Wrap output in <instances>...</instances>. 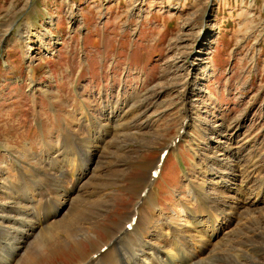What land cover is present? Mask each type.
I'll return each instance as SVG.
<instances>
[{"label": "rangeland", "instance_id": "obj_1", "mask_svg": "<svg viewBox=\"0 0 264 264\" xmlns=\"http://www.w3.org/2000/svg\"><path fill=\"white\" fill-rule=\"evenodd\" d=\"M112 107L113 134L106 131L112 124L105 112ZM186 119V133L173 146ZM125 124L131 133L122 131ZM69 132L90 137L94 153L81 189L64 194L70 200L90 196L77 213L93 217L85 219L84 233L61 232L32 247L19 264L92 258L135 210L166 149L149 190L157 205L142 233L147 241L163 216L182 221V210L194 205L191 187L208 186L209 176L200 174L206 156L227 163L239 155L261 171L252 174L256 182L264 179V0H0L1 226L17 227L22 220L9 207L6 177L15 183L13 198L27 183L20 176L44 179L38 158ZM99 135L112 147L107 158L95 147ZM76 136L68 139L74 138L71 149L81 156L86 148ZM64 176L61 193L70 182ZM43 202L38 211L28 206L29 214L43 217L52 206ZM116 240L114 256L125 263L128 239ZM4 242L9 239L0 229V246Z\"/></svg>", "mask_w": 264, "mask_h": 264}, {"label": "bare ground", "instance_id": "obj_2", "mask_svg": "<svg viewBox=\"0 0 264 264\" xmlns=\"http://www.w3.org/2000/svg\"><path fill=\"white\" fill-rule=\"evenodd\" d=\"M159 92L160 90H154L152 96L159 95ZM113 108L115 107L105 111L107 124L110 123L112 126L107 128L103 125L100 126L101 130L106 128L107 133L112 134L115 129L114 122H117L115 120L117 115L112 114ZM136 117L138 119L140 115H136ZM184 122L185 124L183 123L179 134L174 137L172 143L177 142L180 136L185 135L186 125L189 121L186 119ZM126 130L131 131L130 127L125 124L122 131L125 132ZM118 133L119 130L116 129V134L118 135ZM74 134L69 132L64 143L62 142L53 152L46 149L48 151L38 158L45 167L40 168L39 172L48 181L42 178L35 180L33 178L36 175L25 176L23 174L24 176H20V178H24V181L27 182L25 187L23 186V193L18 191L20 193L18 197L13 198L10 191L15 188V183L10 179L11 177H6L3 185L5 195L13 203L9 207L16 211L19 215L18 219L22 218V220L15 223L17 227L1 226L0 223L1 233L9 239L8 243L4 242L0 246L2 252L0 264H19L22 259L29 255L32 247H39L41 244L46 245L54 241L61 232H85V219L88 221L87 218H92L94 212L89 211V214H86L87 218H84L85 214L77 213V205L85 202L90 196L84 192L87 195V198H84V196L75 193L76 196L70 200L64 193L67 190L71 195H74V190L81 189L80 179L90 173V162L94 152L89 144L90 137H77ZM217 134L218 136L221 135L219 132ZM72 135L78 138V144L86 148V152L81 156L71 149L70 141L74 138L71 140L68 138H71ZM95 139L98 144L95 147L97 151H100L98 154L100 158H107L109 154L112 155L113 152L110 151L112 147L108 146L109 143L106 140L104 143L100 135ZM65 141H67L68 146H65ZM41 153L44 152L39 154ZM238 156H233L227 163L224 162L225 160L219 159L218 156H214V158L206 156L205 165L200 166V174L209 176L207 179L208 186L206 188L201 187L202 190L191 187V203L194 205L186 206L182 210V221L179 223L172 222V224L167 219V215L165 217L162 215L163 218L157 227L151 229L149 241L143 239L142 233L148 227L157 204L151 191L145 194L141 192L139 195L141 199L137 202L141 204L136 207L128 219L112 230L114 240H119L122 237L124 240L125 238L128 239L127 243L130 246L127 245L130 247V256H126L127 262L123 263L117 258V255L114 256L116 248H113L112 245L115 241L111 240L94 253L92 258L80 264H264V195H261L264 192V179L256 182L253 179L255 175L252 176L256 171L251 169L250 160L245 161L246 158L242 159ZM212 163L217 164V167L212 168ZM46 166H49V170L46 169ZM77 168L79 173H76ZM63 170L66 173L62 174H65L70 182L68 183L69 187L67 188L65 185L63 193H61L58 186L62 175L61 171L65 172ZM259 172L261 173V171ZM231 175H235L234 180L230 178ZM47 184H49V188L45 190ZM43 201L52 206L48 208V211L46 210L47 213L43 217L34 218L29 214L28 206H35L34 209L38 211L39 208L37 210L36 206L41 207ZM144 203L146 207H141ZM2 208H6V206ZM131 220L133 224L130 223ZM219 224L225 227L224 231L220 230ZM129 225L132 227L129 228ZM32 238L34 239L32 240ZM122 240L120 239V241ZM44 245L43 247H45ZM2 246L4 248L1 249ZM104 247L106 248L105 252H103ZM120 251L118 250V253ZM215 259L218 260L215 261Z\"/></svg>", "mask_w": 264, "mask_h": 264}]
</instances>
